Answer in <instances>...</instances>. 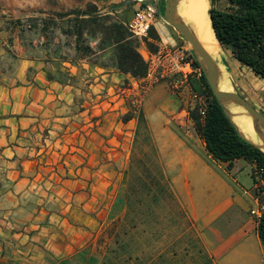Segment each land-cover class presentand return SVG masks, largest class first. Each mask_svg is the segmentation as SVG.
Returning <instances> with one entry per match:
<instances>
[{"label": "crops", "instance_id": "obj_1", "mask_svg": "<svg viewBox=\"0 0 264 264\" xmlns=\"http://www.w3.org/2000/svg\"><path fill=\"white\" fill-rule=\"evenodd\" d=\"M132 6L0 0V264H85L93 238L124 215L123 174L136 148L147 155L149 146L160 174H177L176 201L195 228L184 264H264L259 222L250 215L258 203L254 165L240 159L228 171L221 163L225 174H218L194 144L149 124L150 110L124 120L120 93H129L126 84L135 90L148 70L122 72L118 47L132 40L146 62V53L174 41L157 19L149 45L137 47L126 26ZM121 24L123 41L106 38L104 28ZM163 90L156 87L147 103ZM140 121L153 132L151 145L139 138Z\"/></svg>", "mask_w": 264, "mask_h": 264}, {"label": "rangeland", "instance_id": "obj_2", "mask_svg": "<svg viewBox=\"0 0 264 264\" xmlns=\"http://www.w3.org/2000/svg\"><path fill=\"white\" fill-rule=\"evenodd\" d=\"M167 2L168 0H164L161 10L157 8L158 15L154 24L157 19H161L169 37L174 41L159 46L184 47L190 52L195 66L198 67L196 63L199 61L192 46L165 19ZM212 6L211 0L210 8ZM214 6L220 10H227L228 0H215ZM135 11L133 6L128 9L131 14ZM223 50L230 64L236 69V74L232 77L235 91L246 96L264 115V81L257 78L249 69L242 67L230 50ZM160 85L164 87L161 92L162 99L158 97L153 104H148V96ZM126 86L130 90L129 93L121 92L119 98L123 104L122 116L125 121L146 114V110H150L152 119L147 120L149 124L151 121L157 126L168 127L179 138L194 144L196 154L206 160L218 174H225L223 172L225 166L209 157L197 128H194L195 123L190 117H186L196 103L191 96L188 97L187 92L184 97L179 96L166 82L153 84L146 90L145 83L137 85L135 90L133 85ZM204 94L209 97L207 92L204 91ZM142 123L144 121H140L143 135L139 138L143 139L145 144L151 145L154 140L153 132L150 131V126L148 128V125ZM148 150L146 155L143 150L136 148L133 159L128 164V174H123L128 188L125 213L117 221H108L99 236L93 238L88 247L85 264H184L186 256L190 254L184 248L190 245V240H194L196 232L194 227H190L185 212L176 201L173 180L177 174H160L161 164L154 160L155 149L149 146Z\"/></svg>", "mask_w": 264, "mask_h": 264}, {"label": "trees", "instance_id": "obj_3", "mask_svg": "<svg viewBox=\"0 0 264 264\" xmlns=\"http://www.w3.org/2000/svg\"><path fill=\"white\" fill-rule=\"evenodd\" d=\"M209 10L212 28L221 47L230 50L234 59L264 81V0H228L227 10L215 8V0ZM106 38L123 41L125 26L104 28ZM150 34V33H149ZM130 36L133 35L130 33ZM137 47L139 39L136 38ZM148 43L147 39L143 40ZM129 43V44H128ZM133 41L118 47L119 69L134 77H144L148 66L138 51L132 48ZM130 45V46H129ZM201 67L199 63H196ZM194 91L210 97L204 124L199 107L191 111V119L206 144V150L213 160L226 164L228 171L234 162L244 159L264 170V152L244 139L215 98L203 72L201 80L191 79ZM258 235L264 246V213L259 221Z\"/></svg>", "mask_w": 264, "mask_h": 264}, {"label": "built area", "instance_id": "obj_4", "mask_svg": "<svg viewBox=\"0 0 264 264\" xmlns=\"http://www.w3.org/2000/svg\"><path fill=\"white\" fill-rule=\"evenodd\" d=\"M131 1L138 5V8L126 26L135 38L139 40L148 39L158 15L157 6L150 0ZM144 58L148 66L147 78L143 82L146 86L144 90L153 84L166 82L179 96L184 97L185 92H187L188 97L191 96L196 102L191 111L198 106L201 122L204 124L210 97L206 94H199L192 88L191 79L201 80L203 69L195 66L190 52L182 46H158L155 53L148 52ZM186 117L191 118V112L186 114ZM252 177L258 203L251 208L250 215L259 222L264 213V170L254 165Z\"/></svg>", "mask_w": 264, "mask_h": 264}, {"label": "bare ground", "instance_id": "obj_5", "mask_svg": "<svg viewBox=\"0 0 264 264\" xmlns=\"http://www.w3.org/2000/svg\"><path fill=\"white\" fill-rule=\"evenodd\" d=\"M210 1L177 0L176 18L189 28L196 41L216 65L218 89L224 92H234L232 77L233 74H236V69L230 64L228 56L218 42L212 28L209 14ZM223 105L239 133L264 150V142L259 135L261 129L254 126L253 119L248 112L234 101L225 102Z\"/></svg>", "mask_w": 264, "mask_h": 264}, {"label": "water", "instance_id": "obj_6", "mask_svg": "<svg viewBox=\"0 0 264 264\" xmlns=\"http://www.w3.org/2000/svg\"><path fill=\"white\" fill-rule=\"evenodd\" d=\"M129 3L130 2L127 1L125 4L114 6V8H119V7H122L124 5L129 4ZM176 6H177V0H168L167 6L165 9V19H166L167 23L170 26H172L192 46L195 54L197 55L199 64L201 65V68L203 69L205 77L209 83V86H210L215 98L222 105L224 111H225V108H224L223 103H225V102H233L234 101L238 105L242 106L248 112V114L252 117L254 126L256 128L261 129V132H259V135L261 136V138L264 142V115L261 112H259L255 108V106L248 100V98L246 96H244L241 92L240 93H238L236 91L224 92V91H220L218 89V84H217L218 75H217L216 65L210 59V57L207 55V53L202 49L200 44L196 41L195 37L193 36V34L189 30V28L182 21H180L176 18ZM225 113H226V111H225ZM248 142H250V141H248ZM262 151L264 152V150H262Z\"/></svg>", "mask_w": 264, "mask_h": 264}]
</instances>
